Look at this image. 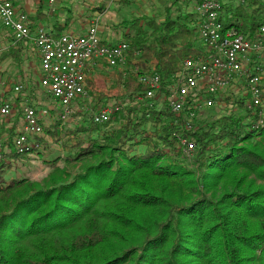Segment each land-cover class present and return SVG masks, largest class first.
Returning a JSON list of instances; mask_svg holds the SVG:
<instances>
[{"label":"trees","instance_id":"16d2710c","mask_svg":"<svg viewBox=\"0 0 264 264\" xmlns=\"http://www.w3.org/2000/svg\"><path fill=\"white\" fill-rule=\"evenodd\" d=\"M191 15L131 24L123 37L127 69L102 70L110 83L102 88L88 84L96 110L110 101L128 105L104 125L82 122L64 142L71 149L64 167L43 181L8 179L9 158H19L18 131H9L10 154L0 160V264H264V128H253L248 106L240 100L245 116L215 114L189 128L186 113L174 115L166 101L135 98L148 89L140 74L167 85L186 58L203 53ZM228 15L226 31L254 39L264 0ZM42 17L29 18L32 32ZM72 21L56 19L53 36ZM22 49L13 43L2 59L22 63ZM183 140L195 143L190 163Z\"/></svg>","mask_w":264,"mask_h":264},{"label":"built area","instance_id":"2783aa9c","mask_svg":"<svg viewBox=\"0 0 264 264\" xmlns=\"http://www.w3.org/2000/svg\"><path fill=\"white\" fill-rule=\"evenodd\" d=\"M59 0H48L54 7ZM198 25V38L202 54L184 60L180 72L163 85L157 74H140L138 81L148 89L135 96L166 101L171 113H186V125L191 128L200 109L214 107L223 92L240 80L249 95L248 110L253 113V128H264V25L254 39H248L235 30H225L222 22L224 3L227 0H191ZM229 1V0H228ZM234 7L247 0H230ZM54 11V10H53ZM98 17V16H96ZM29 16L18 12L11 0H0V31H10L13 43H31L41 64V86L45 94L58 105L61 118L66 121L81 104L90 101L88 84L95 70L121 69L128 66L129 46L125 42L112 43L101 38L99 20L95 18L90 28L81 34L65 33L54 37L45 27H30ZM262 58L261 61L258 59ZM6 86L0 80V89ZM23 87L16 86L19 93ZM164 91L167 93H164ZM129 102L113 103L92 112L96 125L108 123ZM83 109V108H82ZM12 116L8 102L0 104V118ZM22 125L14 139V151L19 158H29L33 164L43 145L38 138L43 134V123L28 101L22 105ZM0 160L10 154L0 141ZM195 143L182 141L183 159L193 160Z\"/></svg>","mask_w":264,"mask_h":264},{"label":"rangeland","instance_id":"374dc122","mask_svg":"<svg viewBox=\"0 0 264 264\" xmlns=\"http://www.w3.org/2000/svg\"><path fill=\"white\" fill-rule=\"evenodd\" d=\"M28 1L31 2L33 6L37 7L39 4L36 2L40 0ZM174 1L175 0H60L59 9H56V11H53L54 8H51L52 10L49 8L46 0L42 2L46 5H43V8L49 10V21L53 17L62 21V23H64L67 18L73 20L66 33H85L90 28L95 18H98L101 38L104 40L107 39L112 43H120L125 42L123 38L124 35L132 33L131 24H135L136 20H139V24L143 25L146 19H154L162 22L167 15L174 18L179 16H192L194 4L191 0H181L175 4ZM55 19L51 20L52 22L50 23H54ZM47 23L48 20H45V22H42V25L51 28L52 25H48ZM3 34L4 30L1 29L0 80H4L6 86L0 89V104L8 102L12 108V116L0 118L1 144L4 145L7 142L10 136L9 131L12 128H16L17 133L22 125V114L20 110L25 102L28 101L29 104H32L36 108L43 123V134L41 136L43 150L38 154L37 162L33 164L29 158H9L10 161L12 160L13 169L9 172L8 179L18 177L41 182L48 177L54 168L64 167L65 159L69 156L71 151L69 147H65L64 142L68 138H71V132L82 122L88 123V121H90L92 112L96 111L94 102L97 98V92L94 88L90 89V101L86 102V105L81 104L66 121H63L58 105L52 102L45 94L46 90L41 86V64L32 44L26 46L23 43L22 63H17L13 59H2V54L13 44V42L5 38L6 35ZM258 60L261 61L262 58ZM107 72L108 71L102 70H95L92 72L90 81L94 84L96 89L110 84L107 79ZM20 85L23 89L19 93H16L14 88ZM244 86L245 83L242 80L234 83L225 93H222L221 100L217 101L214 107L210 109H200V111L197 112V119L194 122L196 126H198V124H205L209 118L215 116V114L232 113L236 116H245L246 112L241 110L237 105L240 100L246 105L249 104V95ZM113 103V101L108 102V104ZM155 103L159 104L161 100ZM221 105H223V108L220 107ZM16 119H18V123L15 122ZM245 122L249 123L250 121ZM119 125V121L113 122L111 128H116ZM47 128L56 131V136L47 133ZM58 138L60 139L59 141H57ZM71 139L73 140V137ZM183 160L186 163L190 161L187 159ZM73 167L75 166L73 165Z\"/></svg>","mask_w":264,"mask_h":264},{"label":"crops","instance_id":"0c3cea01","mask_svg":"<svg viewBox=\"0 0 264 264\" xmlns=\"http://www.w3.org/2000/svg\"><path fill=\"white\" fill-rule=\"evenodd\" d=\"M12 2H13V4H14V6H15V8L17 9V11L18 12H22V13H25V14H27L28 16H29V18H32V17H35V15L39 12V11H41L42 13H43V15H44V17H42V18H40L41 20L37 23V25H36V28H39V27H42L43 25H42V22H45V20H48V25H51V23L50 22H52L51 20H54L55 18H52L50 21H49V19H50V17H49V10H45L44 8H43V5H45L41 0L39 1V2H36L37 4H39V5H37V7L36 6H33V4L31 3V2H29L28 0H11ZM47 1V3H48V0H46ZM60 1V0H59ZM57 2L56 4H55V7H51L50 5H49V3H48V5H49V8L51 9V8H54V11H56V9H59L58 7L60 6V2ZM42 5V6H41ZM46 6V5H45ZM233 8H235L234 7V5H233V3L229 0H227V1H225V3H224V9H223V12H222V18H223V20L225 21H227L228 19H229V10L231 9H233ZM52 10V9H51ZM193 12H194V7H193ZM56 20V19H55ZM62 22V21H61ZM46 24V25H47ZM43 27H45V26H43ZM45 28H47V27H45ZM47 29H49L50 31H52V28H47ZM3 35H6L5 36V38H7V39H9L11 42H13V36H12V33L10 32V31H5L4 30V34ZM107 40V39H106ZM108 41V40H107ZM25 44V43H24ZM28 44H31V43H26L25 45L27 46ZM33 46V45H32ZM34 47V46H33ZM35 49V48H34ZM225 93V92H224ZM219 100H221V97H220V99ZM223 105H221L220 107H222ZM18 178V177H17Z\"/></svg>","mask_w":264,"mask_h":264}]
</instances>
